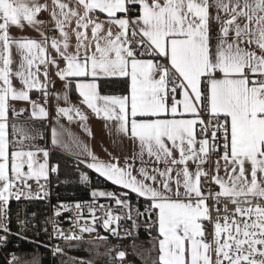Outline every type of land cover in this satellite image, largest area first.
Wrapping results in <instances>:
<instances>
[{"label":"snow or ice","instance_id":"1","mask_svg":"<svg viewBox=\"0 0 264 264\" xmlns=\"http://www.w3.org/2000/svg\"><path fill=\"white\" fill-rule=\"evenodd\" d=\"M25 23L39 40L10 35ZM52 75L62 82V97L49 91ZM121 83L124 94H102ZM33 90L44 105L53 95L69 106H57L52 117L31 99ZM72 90L79 105L105 121L119 155L100 159L61 123L79 122L92 135L88 116L70 103ZM17 102L31 106L29 121L50 126L51 148L26 143L45 136L18 122L29 110ZM50 152L58 153L54 163ZM62 164L79 172L81 184L91 183L84 165L120 191L93 188L91 203L53 206L44 222L52 231L43 228L49 240L83 242L95 233L107 242L98 225L125 239L132 232L121 235V220L138 229L143 218L154 241L145 264H264V0H0V246L12 236L27 240L25 225L36 227L17 215L20 230L12 232L11 201L47 199L49 176L59 177ZM131 194L144 201L143 211ZM100 198L124 216L98 205ZM69 210L65 231L56 217ZM40 247L53 257L66 252L59 244ZM103 255L109 264L126 259L123 250ZM5 259L20 264L14 252Z\"/></svg>","mask_w":264,"mask_h":264},{"label":"built area","instance_id":"2","mask_svg":"<svg viewBox=\"0 0 264 264\" xmlns=\"http://www.w3.org/2000/svg\"><path fill=\"white\" fill-rule=\"evenodd\" d=\"M51 34V33H49ZM41 98H37L36 101L39 103ZM20 123H29L35 128L38 126H41L42 123L45 125L44 127H47V122H41L39 120H31L29 121L27 116H23L18 119ZM56 174H50L49 176V184H48V190H49V197L47 199H25L24 197H21L20 201H15L14 199L11 201V214H10V223L9 227L12 230V232H17L20 230V226L17 224V215H19V218L21 220H31L35 223L36 227L35 229H32L31 224L25 225L27 229V240H22L17 236H12L9 239V242L6 247L0 246V256L4 259V261L7 264L6 256L9 253H16V255L19 257L20 262H22V252L19 253L22 247L29 246L32 253H35L39 255L42 259H49L53 262V264H57L56 261L61 258L59 257H53L50 250L47 248L40 247L38 250L36 248V244H42L47 243L50 247L59 244L61 247H65L67 249V246L79 243L80 241H69L65 242L63 240H49L47 237V234L43 231V228L47 227L48 233H51L52 231V225L45 224L44 222L47 220L48 217H51L53 215V206L59 205L60 203H65L69 205L75 204V202L79 201L81 203L87 201L88 203H91V197L88 199H63L60 197L58 193V183L55 178ZM96 181L99 183V190L103 191H114L119 193L120 189H114L111 187L106 186V181L102 179L96 178ZM43 183V181H41ZM29 184L32 185L33 192L38 191L36 182L35 181H29ZM130 200V197H128ZM98 205L103 204L106 206H111L112 211L114 214L124 216V212L119 209L115 204L114 201H111L107 198H100L96 202ZM234 206L229 205V208L232 209ZM32 213H36V216L33 218ZM83 213L85 216H88V209L85 207L83 209ZM74 215V212L72 210H69L67 212H62L60 217H56V219L59 221L60 227L63 228L65 231H67L71 224L69 222V217H72ZM97 216L103 218V211L98 210ZM121 235H123L124 228H128L132 232V236L125 238V239H117L116 237H113L110 233L105 232L102 227L99 225L97 226V232L101 236L108 237V241L105 242L103 240H99L96 237V234L88 235L85 234L84 241L83 242H93L97 244H102L104 246V253H106L109 249L113 250V256H115V252L118 250H123L126 252V259L124 261V264H133V232L134 228L131 226V221L127 220H121ZM39 232V236H36L35 233ZM35 241L36 244L30 243L29 241ZM23 243V245H22ZM22 246V247H21ZM66 254V252H65ZM104 264H109V258L104 255Z\"/></svg>","mask_w":264,"mask_h":264},{"label":"trees","instance_id":"3","mask_svg":"<svg viewBox=\"0 0 264 264\" xmlns=\"http://www.w3.org/2000/svg\"><path fill=\"white\" fill-rule=\"evenodd\" d=\"M126 92V86L124 84H113L111 86H105L102 94H124ZM37 96L36 93H32V97ZM71 96L74 97L75 94L71 91ZM40 127V128H39ZM42 135L45 136V139L40 140L41 145L47 146V130L46 127H37ZM36 128V129H37ZM58 157V153L50 152V163H54ZM67 158V157H66ZM80 170L84 171L88 174L91 183L89 186H85L81 184L79 181V172L75 169H72L70 166L61 165V171L59 177L55 176L56 181L58 183V193L63 199H88L90 198L89 192L91 189H98L99 183L96 181V178L100 179L92 172L87 171L82 165L80 166ZM107 187H111L114 189H118L114 185L106 182ZM131 203L136 206L139 204L140 211L144 210V201L142 199L137 200V197L133 194L130 196ZM145 221V220H144ZM146 227H140L138 229L134 228L133 232V264H145L146 256L150 249V246L154 243V241L149 237L146 231ZM155 235V233H153ZM23 245V243H22ZM96 247H95V246ZM72 251H68V253L61 256L59 260L56 261L57 264H67L69 258H76L77 260H85V261H93L94 264H104V246L102 244H97L93 242H79L69 245ZM22 247V246H21ZM22 251L19 253L22 254V262L20 264H24L25 261L33 260L34 258H41L39 255L32 253L29 246H25L21 248ZM138 253H144L145 255L141 256L139 259L137 258ZM70 254V255H69ZM99 254V256H98ZM0 264H6L4 259L0 256ZM40 264H53V262L49 259H41Z\"/></svg>","mask_w":264,"mask_h":264},{"label":"crops","instance_id":"4","mask_svg":"<svg viewBox=\"0 0 264 264\" xmlns=\"http://www.w3.org/2000/svg\"><path fill=\"white\" fill-rule=\"evenodd\" d=\"M101 15H103V14H101ZM39 19L44 20L46 22V25H47V22L49 20V16H48L47 13H41L40 16H39ZM49 27H50V25H49ZM10 35H12L13 37H16V38L24 37V38H32V39H36V40L40 39L39 33L36 30L32 29L31 27L27 26L26 23H25V26H24V28L22 30L20 28L12 27L11 30H10ZM56 35L58 36V33H56ZM73 43H74V40H73ZM49 51L51 52L52 55H55V53L52 52V50L50 48H49ZM17 59H18V57H17ZM52 79L55 82V89H51L50 88L49 91L50 92L55 91V92L59 93L61 95V97H62V95H63V90H62V87H61L62 82L59 81L54 75H52ZM13 83L18 88L20 87V83H19V81L17 79H14ZM72 91L74 92L75 96L72 97L71 96V92H69L70 103L72 105H76L77 107H81V110L84 111L85 114L88 116V122L87 123H88L89 128L91 129L92 135L89 136L87 133H85L79 127V122H76V123H73L71 125H68V122H67L66 118H61V123H63L66 126L70 127L71 130L73 131V133L77 136V138L79 140H81L84 144H86L88 146V148L97 157H99L100 159L109 160L110 157L107 154L108 152H113L114 154L119 155L120 154L119 151L115 150V146L112 143V140L114 138L113 135H110L105 130V127H104L105 121H103L101 119H97L95 117V115L91 113L90 110H87L83 106L79 105L78 101H77L78 94L74 90H72ZM32 93H36L37 96L32 97ZM30 97L33 100H36L37 98H41V100L39 101V104L44 105L43 97H42L40 92H37L36 90H33L30 93ZM15 106L18 109H28L29 111L26 114L22 115L21 117H23V116L24 117L25 116L29 117L30 111H31V106L28 103H26V102H17ZM44 106L49 111L50 116L54 117L55 116V109H56L57 106H59V107H68L69 104H66L65 101L62 98L57 100L55 96L50 95L48 104H46ZM21 117H19V118H21ZM53 123H55L54 120H53ZM46 130H47V141H46L47 142V146L49 148H51V144H50V126H47ZM26 143H31V144H34V145L39 146V147H44V145H41V142H40L39 139L32 140V141H27ZM41 158H42V156H41ZM84 158L85 159H89L88 157H84ZM82 166L87 171L92 172L91 170L87 169L84 165H82ZM92 173L94 175H96L97 177H99L96 173H94V172H92ZM99 178L104 180L102 177H99ZM108 183H110V182H108ZM115 187H117V186H115ZM133 195H135V194H133Z\"/></svg>","mask_w":264,"mask_h":264},{"label":"rangeland","instance_id":"5","mask_svg":"<svg viewBox=\"0 0 264 264\" xmlns=\"http://www.w3.org/2000/svg\"><path fill=\"white\" fill-rule=\"evenodd\" d=\"M84 185H85V184H84ZM85 186H89V184H88V185H85ZM145 226H147V225H146L144 219L142 218V219L139 221V228H140V227H145ZM94 246H95V245H94ZM96 246H97V245H96ZM96 246H95V247H96ZM97 247H98V246H97ZM66 253H68V252H67V249H66ZM69 255H70V254H69Z\"/></svg>","mask_w":264,"mask_h":264},{"label":"bare ground","instance_id":"6","mask_svg":"<svg viewBox=\"0 0 264 264\" xmlns=\"http://www.w3.org/2000/svg\"><path fill=\"white\" fill-rule=\"evenodd\" d=\"M40 128V127H39Z\"/></svg>","mask_w":264,"mask_h":264}]
</instances>
